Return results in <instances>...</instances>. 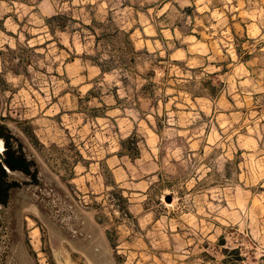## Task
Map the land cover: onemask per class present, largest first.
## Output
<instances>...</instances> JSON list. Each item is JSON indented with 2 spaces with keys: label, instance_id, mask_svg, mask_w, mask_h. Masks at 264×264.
I'll return each instance as SVG.
<instances>
[{
  "label": "rangeland",
  "instance_id": "1",
  "mask_svg": "<svg viewBox=\"0 0 264 264\" xmlns=\"http://www.w3.org/2000/svg\"><path fill=\"white\" fill-rule=\"evenodd\" d=\"M0 119V264H264V0H0Z\"/></svg>",
  "mask_w": 264,
  "mask_h": 264
},
{
  "label": "trees",
  "instance_id": "2",
  "mask_svg": "<svg viewBox=\"0 0 264 264\" xmlns=\"http://www.w3.org/2000/svg\"><path fill=\"white\" fill-rule=\"evenodd\" d=\"M1 121V119H0ZM0 139L5 141V151L2 157H0V204L6 206L9 202L10 190L17 187L18 183L9 182L8 172L5 167H8L11 171H19L27 176H34L35 171H32L33 163L30 162L23 153L14 148V145L5 134V127L0 122Z\"/></svg>",
  "mask_w": 264,
  "mask_h": 264
},
{
  "label": "bare ground",
  "instance_id": "3",
  "mask_svg": "<svg viewBox=\"0 0 264 264\" xmlns=\"http://www.w3.org/2000/svg\"><path fill=\"white\" fill-rule=\"evenodd\" d=\"M3 146H4V143H3V141L0 139V150H2L3 149ZM61 247V246H60ZM62 253L64 254V256H65V258H66V260H67V264H70V259H69V257L67 256V254H66V251L65 250H62ZM65 260V261H66Z\"/></svg>",
  "mask_w": 264,
  "mask_h": 264
},
{
  "label": "water",
  "instance_id": "4",
  "mask_svg": "<svg viewBox=\"0 0 264 264\" xmlns=\"http://www.w3.org/2000/svg\"><path fill=\"white\" fill-rule=\"evenodd\" d=\"M5 169H6V171H7L8 173H12V172H13V171H11L8 167H5ZM166 201H167L168 203H170V202L172 201V199L169 197V198L166 199ZM0 208H1V204H0Z\"/></svg>",
  "mask_w": 264,
  "mask_h": 264
},
{
  "label": "crops",
  "instance_id": "5",
  "mask_svg": "<svg viewBox=\"0 0 264 264\" xmlns=\"http://www.w3.org/2000/svg\"><path fill=\"white\" fill-rule=\"evenodd\" d=\"M122 169H123V168H122ZM117 171L119 172L120 170L116 169L115 172H117Z\"/></svg>",
  "mask_w": 264,
  "mask_h": 264
},
{
  "label": "flooded vegetation",
  "instance_id": "6",
  "mask_svg": "<svg viewBox=\"0 0 264 264\" xmlns=\"http://www.w3.org/2000/svg\"><path fill=\"white\" fill-rule=\"evenodd\" d=\"M2 140V139H1ZM3 149H4V146H3ZM1 151V150H0Z\"/></svg>",
  "mask_w": 264,
  "mask_h": 264
}]
</instances>
